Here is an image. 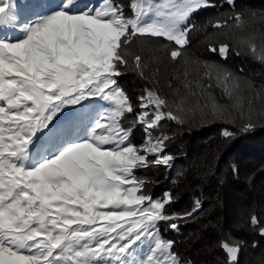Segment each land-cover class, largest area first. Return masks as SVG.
I'll return each instance as SVG.
<instances>
[{
    "label": "snow or ice",
    "instance_id": "snow-or-ice-1",
    "mask_svg": "<svg viewBox=\"0 0 264 264\" xmlns=\"http://www.w3.org/2000/svg\"><path fill=\"white\" fill-rule=\"evenodd\" d=\"M81 3L0 0V264H181L175 241L164 237L160 225L178 231V221L201 205L195 201L190 212L169 213L171 192L159 198L145 192L147 182L135 173L175 160L168 152L172 137L152 131L164 120L182 126L187 113L209 107L214 115L231 107L242 116L245 103L251 110L264 101V86L257 90L202 62L204 70L195 76L183 72V92L174 88L173 76L166 83L174 96L160 93V64L184 57L197 29L192 15L216 8L215 0ZM41 4L55 7L41 14ZM224 4L231 13L208 26L227 36L225 30L245 27L246 13L235 10L236 0ZM17 26L18 36L6 35ZM139 38L160 41L158 50L166 55L146 60L131 54ZM242 46L264 62V48L257 54L254 43ZM208 50L226 59L231 46L209 43ZM129 70L151 85L135 102L119 83ZM213 82L230 104L217 102ZM129 115L134 118L124 127ZM137 125L144 128L139 145L131 140ZM252 127L249 120L242 130ZM251 224L259 225L257 216ZM259 232L264 236V227ZM221 247L228 264H239L241 243Z\"/></svg>",
    "mask_w": 264,
    "mask_h": 264
},
{
    "label": "trees",
    "instance_id": "trees-1",
    "mask_svg": "<svg viewBox=\"0 0 264 264\" xmlns=\"http://www.w3.org/2000/svg\"><path fill=\"white\" fill-rule=\"evenodd\" d=\"M117 2L127 5L129 0ZM215 2L216 8L202 9L192 15L191 22L197 29L191 34V44L184 57L175 63L164 61L160 64L159 90L161 94L167 93L170 99L174 92L167 87L166 79L177 77L172 83L175 89L183 92V72L187 70L195 76L204 70L202 62L241 76L257 90L264 86V62L242 46V41L254 43L257 54L264 48V0H236L235 10L246 13V23L243 29L225 30L227 36L208 26L210 19L223 18L232 11L224 0ZM125 11L131 14L127 7ZM221 42L231 46L226 59L208 50L209 43ZM159 43L139 38L132 43L129 52L142 53L146 60L153 55L164 57L166 53L158 50ZM237 51L241 53L239 56L235 54ZM204 80L207 83V77ZM119 83L133 102L146 87H151L147 80L130 70ZM242 88L245 89L242 94L248 96L246 85L242 84ZM211 93L219 104L231 103L215 82ZM133 118L127 116L124 127H129ZM249 120L254 127L242 130ZM225 130L232 135L224 136ZM161 133L172 137L168 152L175 160L170 167L141 169L135 175L147 182L144 190L154 198L161 197L165 191L173 194L174 201L167 208L169 213L190 212L195 201H199L201 207L190 219L178 221V231L167 230L163 223L160 225L164 237L175 241L173 251L181 264H228L221 244L237 242L241 243L239 264H264V236L259 232V228L264 227V101L256 102L251 110L245 103L242 116L239 109L231 107L224 115H214L211 107L203 112L198 109L195 113H187L182 126L170 120L162 121L152 131L153 135ZM143 139L144 128L137 125L131 140L139 145ZM252 215L259 220L256 227L251 224Z\"/></svg>",
    "mask_w": 264,
    "mask_h": 264
},
{
    "label": "rangeland",
    "instance_id": "rangeland-1",
    "mask_svg": "<svg viewBox=\"0 0 264 264\" xmlns=\"http://www.w3.org/2000/svg\"><path fill=\"white\" fill-rule=\"evenodd\" d=\"M87 5L89 8H93V7H99L103 4V0H82V3L79 4L78 6L79 7H84V5ZM49 7H55L54 4H41L37 7V11H39L41 14H43V12L49 8ZM31 18V17H30ZM6 35H9V36H13V35H16L18 36L19 35V26L16 27L15 30H9ZM97 104H103L104 102L102 101H95Z\"/></svg>",
    "mask_w": 264,
    "mask_h": 264
}]
</instances>
